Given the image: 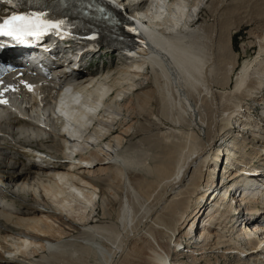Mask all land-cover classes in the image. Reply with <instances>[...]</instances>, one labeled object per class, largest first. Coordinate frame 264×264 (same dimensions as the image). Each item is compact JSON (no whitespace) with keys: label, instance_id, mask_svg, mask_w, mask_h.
Returning <instances> with one entry per match:
<instances>
[{"label":"bare ground","instance_id":"obj_1","mask_svg":"<svg viewBox=\"0 0 264 264\" xmlns=\"http://www.w3.org/2000/svg\"><path fill=\"white\" fill-rule=\"evenodd\" d=\"M18 1L13 7L0 0V11L1 6H5L9 12H0V23L13 14H30L35 8L43 12L48 21L62 25L59 32L51 31L56 35L55 40L62 42H58L57 50H63L72 34L68 28L70 17L62 14L55 20L38 0ZM55 1L50 2L51 7L59 13L60 3ZM224 1L221 0L214 13ZM101 2L96 17L91 18L90 28H84V41L100 44L102 49L108 48L117 54L118 63L112 62L111 69L117 70L118 77L113 78V74L107 73L101 78L94 75L88 79L86 75L94 71L89 74L75 71L72 74L71 71L65 75L59 91L53 93L54 80L49 75H41L32 77L25 85L20 84L18 92L3 94L13 95L7 97L8 107L0 110L5 114L3 119L16 120L3 122L7 125L0 126V132L13 137L0 144V158L19 163L13 165L0 160V181L14 184L15 192L19 191V194L0 192V200L10 204L0 206L7 212L0 214V264H51L57 257H81L82 250H89L99 264H202L203 259H208L205 264H212L210 259L215 260L213 264H219L215 257L226 260L230 256L235 258L233 264H249L247 261L264 264V225H260V221H264V176H248V172L256 174L264 169V137L248 134L252 132V116L258 113L259 107L264 108V95H247L250 103L243 106V118L234 119L239 129L234 123L230 124L229 118L223 119V113L227 111L218 114L216 104L214 115L217 116H213L206 130L208 141L199 142L195 148L189 145L185 156L178 159L176 170L167 179V187L155 205L157 207L162 201L167 204L168 218L158 220L154 216L156 209H146L133 225V202L137 193L134 183L143 176L132 179V163L121 159L120 154L123 142L139 130L130 133L132 127L126 124L131 119L124 122L117 118L119 114L113 115L110 108L112 105L123 106L124 111H129L131 100L130 96L125 97L127 92L134 95L138 90L152 86L153 94L159 96L161 103L178 112L176 122L188 116L199 130H204L197 123L198 102L193 103L192 99L200 95L190 94L209 91L210 99L216 100L213 73L222 53L224 36L213 29L204 45L198 36L200 33L192 29L200 20L198 18L192 24L191 18L201 13V5L207 4V0ZM64 3L61 4L63 9L67 6V2ZM74 4L77 8L82 7L81 2L74 1ZM107 9L110 13L104 18ZM113 20L119 21L120 25L114 28ZM114 35L124 39L114 40ZM38 45L40 56L49 55V51L44 52L43 44ZM71 45L77 50V42H71ZM28 50L24 49L25 52ZM11 57L0 47V60ZM255 62L256 59L242 66L241 78L264 73V67L251 71ZM74 70L78 71V67ZM75 75L81 82L76 89V82L71 81ZM250 82V94L255 91L252 83L264 88L259 75ZM0 89L5 90V87L0 86ZM110 92L111 95H106ZM54 95L60 96L52 99ZM259 119V124L264 126V110ZM115 126L124 129L119 132ZM10 127L22 128L15 134L16 138ZM27 128L37 135L28 133ZM45 135L49 137L45 138ZM218 136L224 145L214 150L213 142ZM141 165L146 168L144 163ZM199 165L206 168L207 178L201 184L203 191L198 193L188 216L190 204L186 195L189 191L185 190L182 196L180 192L190 169L194 171ZM244 174L250 178L249 182L243 179ZM117 178L120 191L112 184ZM177 195L180 197L176 198ZM199 201L203 204L201 216L197 217ZM118 204L119 210L114 212L117 227L113 230L104 226L102 220L110 219L113 213L109 214L108 210ZM230 212L233 213L231 220ZM185 214L188 218H184ZM243 217L249 221L240 220ZM179 222L181 226L186 223L180 237L186 240L180 242V252L176 254L173 247L178 246L180 238L172 239ZM115 229H119L118 232ZM229 232L230 237L225 239ZM140 238L151 243L147 251L136 247ZM171 242H174L173 247L169 246Z\"/></svg>","mask_w":264,"mask_h":264},{"label":"rangeland","instance_id":"obj_2","mask_svg":"<svg viewBox=\"0 0 264 264\" xmlns=\"http://www.w3.org/2000/svg\"><path fill=\"white\" fill-rule=\"evenodd\" d=\"M220 3L221 0H207V4L204 2L201 5V13L197 17L195 16L190 20V22L192 21L193 24V21H196L199 18L200 21L193 25L192 29L198 32V34L200 33L198 36L200 40H203L204 45L209 39L213 29L215 31L217 29L218 32H222L224 34L221 40L222 53L216 60L215 70L213 73L212 84L213 91L216 95V100L215 98L210 99L209 91L199 90V92H191L190 94L200 95L197 97L193 96L192 99L194 101L193 103L198 102L197 123L200 127L204 128V130H199L200 128L197 127V125H195V123H193V121H191L190 117L188 116H184L183 118L179 119V122H176L175 119L178 118V112L175 109L172 110L169 106H164V104L161 103L159 96L153 94L154 88L152 86L138 90L134 95H132L130 92H127L125 97L127 98L130 96L131 100L128 103L130 105L129 111H124L123 106L117 108L112 105L110 108V112H112L115 116L119 114L117 118L119 117V119L125 120L124 122L127 123L131 119L132 122L130 121L126 124V126L131 125L132 127L130 133L132 131L137 132L139 130V133L132 135L123 142L122 145H124V147L120 154V156H122L120 157L121 159H127L132 163V179H137L138 175L141 177L143 176L141 180L138 182L135 181L134 183V189L137 193L133 202V225L138 223L142 217L143 211L146 209H156L154 216L157 217L158 220H166L168 218L166 213L168 209L167 204L163 203L162 201L163 204L161 203L157 207L155 205L167 187V179L175 172L174 170H176L178 159L180 156H185L189 145L192 144V148H195L198 147L199 142L203 143L208 141L206 130L211 125L213 116H217L214 115L217 112L216 104L218 105V114L227 111L223 113V119L225 120L229 118L230 124L234 123V126H238V123H235V120H238L241 117L243 118V115L245 114L243 106L250 103L248 101L249 97L247 95H264V88L262 86L258 88L257 85L252 83V89L255 91L251 94L248 88L249 84L251 83L250 81L256 78L258 75L262 78V81H264V73L260 74L258 72L257 74L248 75L244 78H241L242 73L240 70L245 63L254 61V59H256V62L252 67V72H256L259 69L261 70L264 67V0H225L219 6L220 10L217 9L214 13L213 11ZM4 11L9 13L5 6H1L0 12L2 13ZM93 54L96 55L95 53ZM98 56L103 57L102 59L98 60V66L103 64V69L100 72L99 70L94 71L97 69V66H95L94 70H92L94 73H91L92 75H86L88 76V79L94 75H98L99 78H101L103 74L106 75L107 73L113 74V78L118 77L119 75L117 74V70L111 69L113 67L112 62L115 64L118 63L117 54L110 52V50L106 48L99 52ZM74 78H76V75L72 77L73 80L71 79V81L76 82V89V87H78L81 82H79L77 78ZM141 82H144V79H141ZM51 88L53 89V93H55L56 90H54V87L51 86ZM106 95H111V92ZM121 102L122 100H120V103ZM263 110L264 108L261 109L259 107L258 113L255 111L256 114L252 116V118L254 117V121L251 119L250 122V125L252 123L250 127V131L252 132H248L247 129H245L248 134H256V137L258 138L262 136L264 137V126L261 125V123L259 124V116ZM114 128L119 132L123 131L124 129L122 127L118 129V126H115ZM21 129L22 128L18 127L14 129L11 127L9 128L10 131L14 132L15 138V134ZM225 129L226 128H224V130ZM55 131H57V129H55ZM27 132H33L34 135H37V133L31 128H27ZM44 137L48 138L49 135H45ZM4 138L5 139H0V144L2 145L6 138L13 139L12 136H4ZM219 138L220 136H218L216 141L213 142L214 150H216L218 146L224 145L222 141L219 140ZM4 152L8 153L11 151ZM11 153H13V151ZM2 159L3 160L0 158L1 161L5 160L4 162L11 163L13 165L19 163V161L17 162L16 160H6L5 157H2ZM25 162H27L26 159ZM141 163H144L146 168H144ZM219 167L220 164L218 165V169ZM206 174V168H201L199 165L194 169V171L193 168L190 169L188 175L182 183V189L180 192L181 194H179L182 196L185 190L189 191V194L186 195L190 204V207L186 212L188 216L190 213L189 211L192 210L193 206H195L194 203L198 193L203 191L201 184L207 178ZM145 180L147 181L145 182ZM113 181H115V183ZM113 181L112 184L115 185V187L120 191L121 186L118 182L119 179L117 181ZM13 185L14 184L11 183H1L0 181V187H2L0 188L2 190L0 192L6 195L9 193H15L18 195L19 191L15 192L17 190ZM5 189H8L9 191L5 192ZM180 195H177L176 198H179ZM167 197L171 198V195H167ZM24 199L29 201L28 198ZM4 204L7 206L10 205L6 202H4ZM199 204L202 205L201 203ZM18 208L20 209V206ZM198 209L199 207L196 210L198 211ZM1 210L2 209L0 208V214L7 213ZM118 210L119 204L108 210L109 214H113L110 219L102 220L104 226L113 230L115 227H117L114 212L117 213ZM97 212L100 214V209H98ZM187 214L184 215V218L187 217ZM232 214L233 213L231 212L228 213V217L230 218H228L229 220H231V217L233 216ZM238 214L239 213L237 212L236 215L238 216ZM184 225H186V223H184L182 226L181 222L177 223L176 229L174 230L175 235H173L174 237L172 241H174V238L178 239L181 237V231L182 228H184ZM115 230L118 232L119 229ZM225 235V239H228L230 237V232L226 233ZM139 240L140 241L135 243L136 247L140 246L143 251H147L151 246V243L148 242V240H143L142 238ZM185 240V237H182L178 239L177 247H173L174 242H171L169 246L174 248L175 253L177 251L179 252L180 249L178 250L177 248L181 243H185ZM172 255L173 254H171V256ZM80 256L81 257L75 258L76 260L70 259V257H57L56 259L51 260V264H56L57 262V264H99L98 260L91 252H89V250H82V254ZM215 258L219 264H233L232 262L235 260L233 256L228 257L226 260L220 259L219 257ZM207 260L208 259H203L201 263L205 264ZM214 261V259H210L212 264ZM247 262L251 264L250 261Z\"/></svg>","mask_w":264,"mask_h":264},{"label":"snow or ice","instance_id":"obj_3","mask_svg":"<svg viewBox=\"0 0 264 264\" xmlns=\"http://www.w3.org/2000/svg\"><path fill=\"white\" fill-rule=\"evenodd\" d=\"M7 2L12 3L13 0H7ZM61 27V24L45 19L44 14H13L0 23V36L23 42L25 37L39 38L49 29L59 32ZM0 103H6V101L0 100Z\"/></svg>","mask_w":264,"mask_h":264}]
</instances>
